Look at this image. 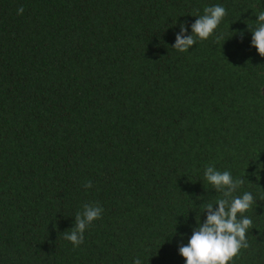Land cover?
<instances>
[{"label": "trees", "instance_id": "16d2710c", "mask_svg": "<svg viewBox=\"0 0 264 264\" xmlns=\"http://www.w3.org/2000/svg\"><path fill=\"white\" fill-rule=\"evenodd\" d=\"M214 5L227 12L214 33L173 49L180 24L191 35ZM260 11L264 0H0V264H185L179 245L221 197L209 165L254 197L249 247L229 264H264ZM86 203L103 213L74 247L63 233Z\"/></svg>", "mask_w": 264, "mask_h": 264}, {"label": "clouds", "instance_id": "9594fccd", "mask_svg": "<svg viewBox=\"0 0 264 264\" xmlns=\"http://www.w3.org/2000/svg\"><path fill=\"white\" fill-rule=\"evenodd\" d=\"M203 11V15H193L198 18L191 24V35L187 34L186 24H180V31L176 33L175 43L172 45L173 49L181 53L187 52L197 43V39L207 40L227 15L226 9L221 5L205 7ZM23 12L22 6L17 9L18 15H22ZM256 17L257 27L250 29L251 46L264 57V11H260ZM204 178L221 194V197L217 199L215 205L212 203L202 205V213H206V219L201 223L200 215L198 218L196 216L197 227L193 229L187 244L179 245L178 251L185 259V264H229L241 249L249 247L247 232L252 228V220L244 214L252 207L254 197L250 192H244L242 196L234 195L244 180L233 179L230 171L221 172L209 165L205 168ZM83 187L91 188L92 182L87 181ZM102 213L103 208L98 204H84L83 210L74 216V227L64 232L63 238L74 247H79L84 242L85 230L95 220L100 219ZM133 264H142V261L137 257Z\"/></svg>", "mask_w": 264, "mask_h": 264}]
</instances>
